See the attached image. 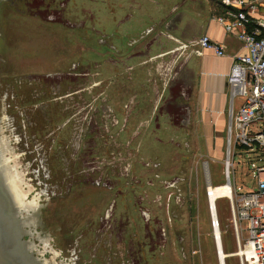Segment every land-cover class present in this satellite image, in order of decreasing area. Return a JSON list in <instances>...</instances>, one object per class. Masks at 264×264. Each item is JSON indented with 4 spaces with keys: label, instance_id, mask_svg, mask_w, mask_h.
<instances>
[{
    "label": "rangeland",
    "instance_id": "rangeland-1",
    "mask_svg": "<svg viewBox=\"0 0 264 264\" xmlns=\"http://www.w3.org/2000/svg\"><path fill=\"white\" fill-rule=\"evenodd\" d=\"M207 1L0 0L1 134L65 264H221L217 233L240 264L230 199L213 215L208 190L227 181L229 115L200 121L182 37ZM251 158H234L243 193Z\"/></svg>",
    "mask_w": 264,
    "mask_h": 264
},
{
    "label": "built area",
    "instance_id": "built-area-1",
    "mask_svg": "<svg viewBox=\"0 0 264 264\" xmlns=\"http://www.w3.org/2000/svg\"><path fill=\"white\" fill-rule=\"evenodd\" d=\"M228 6L218 20L242 44L243 53L233 56L234 63L228 75L231 94L225 175L230 186L233 222L238 234L240 264H264V19L257 13L264 7V0H221ZM254 24L253 26H251ZM203 49L225 56V47L204 34L191 41ZM241 104L234 110L235 99ZM253 155L248 170L255 179V186L243 193L232 182L234 158L237 152ZM211 184V181H208ZM209 190V189H208ZM210 195V194H209ZM218 227V223L214 224ZM240 233L245 236L241 241Z\"/></svg>",
    "mask_w": 264,
    "mask_h": 264
},
{
    "label": "water",
    "instance_id": "water-1",
    "mask_svg": "<svg viewBox=\"0 0 264 264\" xmlns=\"http://www.w3.org/2000/svg\"><path fill=\"white\" fill-rule=\"evenodd\" d=\"M46 207L22 188L0 129V264H65Z\"/></svg>",
    "mask_w": 264,
    "mask_h": 264
},
{
    "label": "crops",
    "instance_id": "crops-1",
    "mask_svg": "<svg viewBox=\"0 0 264 264\" xmlns=\"http://www.w3.org/2000/svg\"><path fill=\"white\" fill-rule=\"evenodd\" d=\"M203 15L194 19V26L182 33L188 41L198 39L204 34L223 45L227 51L225 56H218L213 50L194 45L196 51V72L198 76L197 102L200 121L211 132L219 130L229 115L231 94L228 87V75L234 63L233 56L243 53L244 49L237 37L226 30L219 16L225 15L229 8L221 0H208ZM212 2V3H211ZM264 19V7L257 13ZM252 24L251 26H253ZM183 30V28H182Z\"/></svg>",
    "mask_w": 264,
    "mask_h": 264
},
{
    "label": "bare ground",
    "instance_id": "bare-ground-1",
    "mask_svg": "<svg viewBox=\"0 0 264 264\" xmlns=\"http://www.w3.org/2000/svg\"><path fill=\"white\" fill-rule=\"evenodd\" d=\"M207 177L209 179V173L207 172ZM230 193V186L226 183L223 184H217V185H210L209 186V197H210V204H211V212L213 215L216 214V200L219 197H224ZM217 229V228H216ZM217 232V230H216ZM217 240H218V250L220 251V258H221V264H226L225 257L236 255L235 253H227L223 250L222 241L221 238L219 239L218 233H217ZM222 249V250H221Z\"/></svg>",
    "mask_w": 264,
    "mask_h": 264
}]
</instances>
